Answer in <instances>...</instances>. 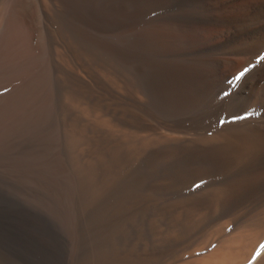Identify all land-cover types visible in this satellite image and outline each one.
Here are the masks:
<instances>
[{
    "label": "bare ground",
    "instance_id": "bare-ground-1",
    "mask_svg": "<svg viewBox=\"0 0 264 264\" xmlns=\"http://www.w3.org/2000/svg\"><path fill=\"white\" fill-rule=\"evenodd\" d=\"M103 6L0 0V177L52 222L0 264H264V0Z\"/></svg>",
    "mask_w": 264,
    "mask_h": 264
},
{
    "label": "rangeland",
    "instance_id": "rangeland-1",
    "mask_svg": "<svg viewBox=\"0 0 264 264\" xmlns=\"http://www.w3.org/2000/svg\"><path fill=\"white\" fill-rule=\"evenodd\" d=\"M118 3H121V0H103L104 12L111 15L113 5ZM6 169L0 177V258L6 256L18 261L21 258L32 256L31 246L36 242L38 233L41 231L46 233L52 222L45 205L40 202L33 186L17 172H14L13 164L8 165Z\"/></svg>",
    "mask_w": 264,
    "mask_h": 264
},
{
    "label": "snow or ice",
    "instance_id": "snow-or-ice-1",
    "mask_svg": "<svg viewBox=\"0 0 264 264\" xmlns=\"http://www.w3.org/2000/svg\"><path fill=\"white\" fill-rule=\"evenodd\" d=\"M237 79H239V77H237Z\"/></svg>",
    "mask_w": 264,
    "mask_h": 264
}]
</instances>
